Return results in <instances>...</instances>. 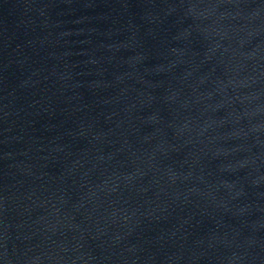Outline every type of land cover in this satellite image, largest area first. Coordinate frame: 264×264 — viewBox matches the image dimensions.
Instances as JSON below:
<instances>
[{
	"label": "water",
	"instance_id": "water-1",
	"mask_svg": "<svg viewBox=\"0 0 264 264\" xmlns=\"http://www.w3.org/2000/svg\"><path fill=\"white\" fill-rule=\"evenodd\" d=\"M0 264H264V0H0Z\"/></svg>",
	"mask_w": 264,
	"mask_h": 264
}]
</instances>
